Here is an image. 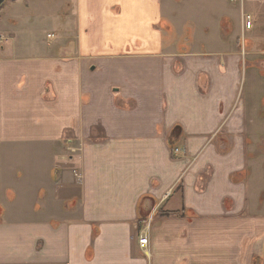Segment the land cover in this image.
Wrapping results in <instances>:
<instances>
[{"label":"crops","instance_id":"0c3cea01","mask_svg":"<svg viewBox=\"0 0 264 264\" xmlns=\"http://www.w3.org/2000/svg\"><path fill=\"white\" fill-rule=\"evenodd\" d=\"M220 1L204 50L165 44L174 0H71L35 54L1 35L0 264H264V0Z\"/></svg>","mask_w":264,"mask_h":264},{"label":"rangeland","instance_id":"374dc122","mask_svg":"<svg viewBox=\"0 0 264 264\" xmlns=\"http://www.w3.org/2000/svg\"><path fill=\"white\" fill-rule=\"evenodd\" d=\"M174 1L176 4H173V7L171 4L169 10H165L166 17H172L170 26L161 25L162 38L165 44L168 45L167 47H176L180 50H204V38L209 34V40L212 43H217L218 36L214 34L216 16H210L211 12L208 10L212 9L204 8V0ZM237 3L235 2V4ZM225 5L228 6L227 3L223 5L220 1V8L227 9ZM71 10V0L6 1L0 7V38L1 35L6 37L9 30L20 27L24 23L21 28L16 30V43L21 47L20 50L35 54L42 51L41 47L43 48V46L48 48L52 45L49 48L51 49L62 36H64L66 42L69 41L66 34H69L70 30L67 25H64L63 29L59 27V31L56 29L59 24L66 22L67 16H72ZM64 17L65 19H63ZM68 18L72 20V17ZM206 20L211 22L212 25L207 27L208 29L211 27L210 33L205 34L204 25L208 26L210 24L205 23ZM60 31H62L61 33L64 31V34L61 35ZM235 32L233 31V33ZM8 47L7 45L4 48L7 49ZM246 88H248L247 85ZM260 94L262 97L257 100L263 103L264 92ZM245 143L248 166L242 176L246 178L248 174V178L251 179L250 186L252 191L256 192V198L253 200L255 203H252V205L256 207L255 212L261 215L264 214V137H246ZM78 178L77 176L76 179ZM257 240L259 242L258 246H261L260 244L264 243V233L257 235Z\"/></svg>","mask_w":264,"mask_h":264},{"label":"built area","instance_id":"2783aa9c","mask_svg":"<svg viewBox=\"0 0 264 264\" xmlns=\"http://www.w3.org/2000/svg\"><path fill=\"white\" fill-rule=\"evenodd\" d=\"M242 0H229L230 3H235V2H241ZM243 19L245 21V26L247 29L250 28V18L246 15H243ZM174 153H178V149L174 150ZM75 176H78L75 172H74ZM138 245L140 247V249L142 250H146L148 247V239L146 236L141 235L138 239Z\"/></svg>","mask_w":264,"mask_h":264},{"label":"water","instance_id":"95a60500","mask_svg":"<svg viewBox=\"0 0 264 264\" xmlns=\"http://www.w3.org/2000/svg\"><path fill=\"white\" fill-rule=\"evenodd\" d=\"M6 1H14V0H0V7H1Z\"/></svg>","mask_w":264,"mask_h":264}]
</instances>
